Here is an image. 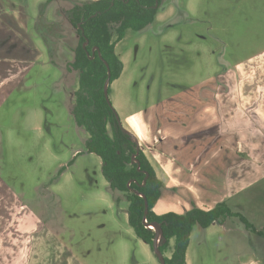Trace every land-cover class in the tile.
I'll use <instances>...</instances> for the list:
<instances>
[{
  "label": "rangeland",
  "instance_id": "rangeland-1",
  "mask_svg": "<svg viewBox=\"0 0 264 264\" xmlns=\"http://www.w3.org/2000/svg\"><path fill=\"white\" fill-rule=\"evenodd\" d=\"M89 1L98 0H0V177L58 238L41 248L45 262L161 264L135 233L129 202L111 188L101 158L87 152L90 135L72 112L80 76L67 65L80 37L69 11ZM40 23L55 34L54 56ZM116 52L124 69L110 99L119 116L235 86L229 70L264 53V0H162L155 23L129 30ZM258 183L236 199L242 206H232L253 227L239 217L195 226L189 264H264V181ZM173 249L174 240L167 257Z\"/></svg>",
  "mask_w": 264,
  "mask_h": 264
},
{
  "label": "crops",
  "instance_id": "crops-1",
  "mask_svg": "<svg viewBox=\"0 0 264 264\" xmlns=\"http://www.w3.org/2000/svg\"><path fill=\"white\" fill-rule=\"evenodd\" d=\"M226 76H235L236 85L120 115L165 183L158 215L184 214L193 204L205 211L224 201L240 207L236 199L264 181V53ZM55 242L48 222L1 176L0 264H68L44 261L41 248Z\"/></svg>",
  "mask_w": 264,
  "mask_h": 264
},
{
  "label": "trees",
  "instance_id": "trees-1",
  "mask_svg": "<svg viewBox=\"0 0 264 264\" xmlns=\"http://www.w3.org/2000/svg\"><path fill=\"white\" fill-rule=\"evenodd\" d=\"M161 3L162 0H98L75 5L69 11V19L79 33L80 43L74 61L67 67L71 72L78 71L80 76L72 112L78 126L90 135L87 152L101 158L103 173L111 188L127 198L129 220L135 233L154 250L156 232L146 226L145 220L159 224L163 233L159 250L164 255L174 240L172 256H166L167 264H187L195 226L207 229L215 223L224 224L233 217H239L247 229L253 224L243 214L234 212L225 201L209 211L193 204L192 209L184 214L168 212L158 215L154 209L163 196L165 183L159 179L135 139L124 131L117 110L106 98V93L110 97L112 85L124 69L116 52L118 44L129 30L142 31L155 23ZM42 26L40 23L37 30L54 56L55 34L48 28L42 30ZM134 156L137 163L133 161Z\"/></svg>",
  "mask_w": 264,
  "mask_h": 264
},
{
  "label": "water",
  "instance_id": "water-1",
  "mask_svg": "<svg viewBox=\"0 0 264 264\" xmlns=\"http://www.w3.org/2000/svg\"><path fill=\"white\" fill-rule=\"evenodd\" d=\"M88 43L85 44V46L87 45ZM107 88H108V83L106 85V92H107ZM106 98L108 100V102H111L110 100V97L108 95V93H106ZM124 131L127 132L128 134H130L134 139H135V136L133 134H131L128 130H126L124 128ZM136 141V139H135ZM148 211H149V205L148 203L146 202V214H148ZM145 224L146 226L149 228V226L151 225H156L157 226V230H156V238H155V245H154V250H155V253H156V256L158 257L159 261L161 262V264H167V261H166V257L165 255L159 250V246H160V242L161 240L158 242V238L162 237L163 233L161 231V226L157 223H147V220H145Z\"/></svg>",
  "mask_w": 264,
  "mask_h": 264
},
{
  "label": "bare ground",
  "instance_id": "bare-ground-1",
  "mask_svg": "<svg viewBox=\"0 0 264 264\" xmlns=\"http://www.w3.org/2000/svg\"><path fill=\"white\" fill-rule=\"evenodd\" d=\"M149 228H150L151 230H157V226H156V225H151V226H149Z\"/></svg>",
  "mask_w": 264,
  "mask_h": 264
},
{
  "label": "built area",
  "instance_id": "built-area-1",
  "mask_svg": "<svg viewBox=\"0 0 264 264\" xmlns=\"http://www.w3.org/2000/svg\"><path fill=\"white\" fill-rule=\"evenodd\" d=\"M96 50V49H95ZM133 161L137 163L136 156L133 157Z\"/></svg>",
  "mask_w": 264,
  "mask_h": 264
},
{
  "label": "flooded vegetation",
  "instance_id": "flooded-vegetation-1",
  "mask_svg": "<svg viewBox=\"0 0 264 264\" xmlns=\"http://www.w3.org/2000/svg\"><path fill=\"white\" fill-rule=\"evenodd\" d=\"M95 51H96V50H95ZM160 240H161V238L159 237V238H158V242H159ZM165 257H166V255H165Z\"/></svg>",
  "mask_w": 264,
  "mask_h": 264
}]
</instances>
